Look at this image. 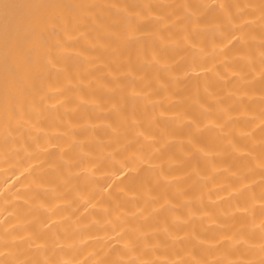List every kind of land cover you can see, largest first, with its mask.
Returning <instances> with one entry per match:
<instances>
[{
  "label": "bare ground",
  "instance_id": "6f19581e",
  "mask_svg": "<svg viewBox=\"0 0 264 264\" xmlns=\"http://www.w3.org/2000/svg\"><path fill=\"white\" fill-rule=\"evenodd\" d=\"M0 264H264V0H0Z\"/></svg>",
  "mask_w": 264,
  "mask_h": 264
}]
</instances>
